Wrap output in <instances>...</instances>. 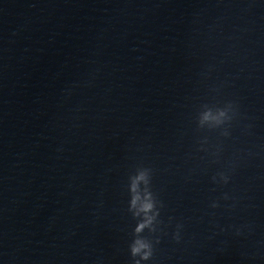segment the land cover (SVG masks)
Here are the masks:
<instances>
[{
	"label": "clouds",
	"instance_id": "clouds-1",
	"mask_svg": "<svg viewBox=\"0 0 264 264\" xmlns=\"http://www.w3.org/2000/svg\"><path fill=\"white\" fill-rule=\"evenodd\" d=\"M137 181L139 180H145L146 181V174L145 173H141L137 178H136ZM132 189L133 191H135L136 189V182L134 181L133 182V186H132ZM139 199V197H134L133 198V201H132V204L133 206L136 205V202L137 200ZM153 208V204L150 200V198H148L146 200V202L142 205L141 207V211L145 212L146 214L148 212H150ZM152 219L153 217L151 216H148L144 223H141L138 225V227L136 228V231L139 233L141 232L145 227L149 226L151 223H152ZM143 251V259H148L150 254H151V250H150V245L148 243H146L145 241L143 240H140V239H137L135 241V243L133 244V246L131 247V252H132V255L135 256L137 254H140L141 252ZM137 264H139V262L137 261Z\"/></svg>",
	"mask_w": 264,
	"mask_h": 264
}]
</instances>
